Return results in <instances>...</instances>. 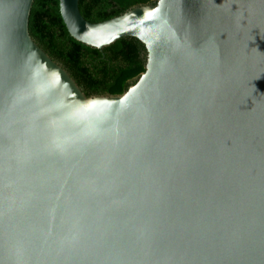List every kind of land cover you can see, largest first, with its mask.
Listing matches in <instances>:
<instances>
[{"label":"water","instance_id":"obj_1","mask_svg":"<svg viewBox=\"0 0 264 264\" xmlns=\"http://www.w3.org/2000/svg\"><path fill=\"white\" fill-rule=\"evenodd\" d=\"M71 37L144 71L86 96L0 0V264H264V0H154Z\"/></svg>","mask_w":264,"mask_h":264},{"label":"trees","instance_id":"obj_2","mask_svg":"<svg viewBox=\"0 0 264 264\" xmlns=\"http://www.w3.org/2000/svg\"><path fill=\"white\" fill-rule=\"evenodd\" d=\"M154 0H79L81 15L89 22L117 16L130 7ZM29 33L49 56L60 63L86 96L121 94L144 71V45L122 37L102 51L73 37L61 18L59 0H33Z\"/></svg>","mask_w":264,"mask_h":264}]
</instances>
